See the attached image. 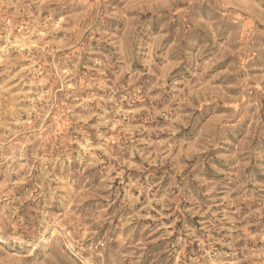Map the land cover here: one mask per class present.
I'll return each mask as SVG.
<instances>
[{
  "label": "rangeland",
  "instance_id": "1",
  "mask_svg": "<svg viewBox=\"0 0 264 264\" xmlns=\"http://www.w3.org/2000/svg\"><path fill=\"white\" fill-rule=\"evenodd\" d=\"M0 264H264V0H0Z\"/></svg>",
  "mask_w": 264,
  "mask_h": 264
},
{
  "label": "bare ground",
  "instance_id": "2",
  "mask_svg": "<svg viewBox=\"0 0 264 264\" xmlns=\"http://www.w3.org/2000/svg\"><path fill=\"white\" fill-rule=\"evenodd\" d=\"M7 41V40H6ZM6 50V48H3V51ZM8 53V52H7Z\"/></svg>",
  "mask_w": 264,
  "mask_h": 264
}]
</instances>
